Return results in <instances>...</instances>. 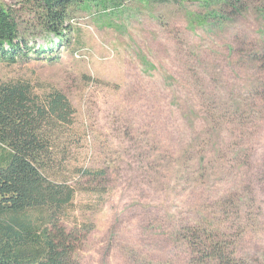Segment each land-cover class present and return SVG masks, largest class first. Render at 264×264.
<instances>
[{
	"label": "rangeland",
	"instance_id": "1",
	"mask_svg": "<svg viewBox=\"0 0 264 264\" xmlns=\"http://www.w3.org/2000/svg\"><path fill=\"white\" fill-rule=\"evenodd\" d=\"M202 1L73 6L58 38L35 5L0 0L30 54L0 63V85L59 90L76 111L61 142L75 264H200L191 226L221 228L237 257L264 262V19L191 29ZM76 167L106 175L87 181Z\"/></svg>",
	"mask_w": 264,
	"mask_h": 264
},
{
	"label": "trees",
	"instance_id": "2",
	"mask_svg": "<svg viewBox=\"0 0 264 264\" xmlns=\"http://www.w3.org/2000/svg\"><path fill=\"white\" fill-rule=\"evenodd\" d=\"M42 10V28L64 38L73 6L119 11L126 0H19ZM149 4L150 0H139ZM252 1V0H251ZM204 0V14H192L189 27L213 29L256 12L264 19V0ZM42 56L52 52L48 45ZM11 11L0 2V63L15 65L30 56ZM76 111L59 90L42 97L29 82L0 85V264H75L72 235L62 222L73 208L76 187L67 173L70 153L61 143L74 130ZM81 179L105 177L74 168ZM79 185V183H78ZM187 245L200 264H246L221 228L185 229ZM89 232L91 230H88ZM88 232V233H89ZM255 264H264L259 259Z\"/></svg>",
	"mask_w": 264,
	"mask_h": 264
}]
</instances>
